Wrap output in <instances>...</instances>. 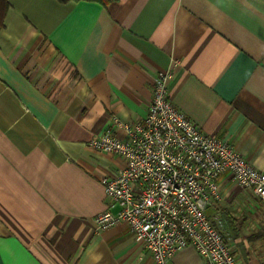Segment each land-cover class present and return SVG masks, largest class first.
Masks as SVG:
<instances>
[{
    "label": "crops",
    "instance_id": "0c3cea01",
    "mask_svg": "<svg viewBox=\"0 0 264 264\" xmlns=\"http://www.w3.org/2000/svg\"><path fill=\"white\" fill-rule=\"evenodd\" d=\"M0 29V264H153L126 223L96 231L103 178L91 149L114 119L142 123L153 79L173 105L264 170V0H7ZM209 217L240 264H264V203L222 180ZM114 209L112 212L116 213ZM171 264H205L192 247Z\"/></svg>",
    "mask_w": 264,
    "mask_h": 264
},
{
    "label": "built area",
    "instance_id": "2783aa9c",
    "mask_svg": "<svg viewBox=\"0 0 264 264\" xmlns=\"http://www.w3.org/2000/svg\"><path fill=\"white\" fill-rule=\"evenodd\" d=\"M171 78V71L154 77L153 100L142 123L114 119L125 138L108 129L89 142L91 149L126 163L116 176L101 181L108 211L95 218L96 231L126 223L153 264H171L187 247L205 264H240L223 236V219L210 218L209 209L223 199L227 175L264 203V170L256 169L227 140L201 132L179 111L170 99Z\"/></svg>",
    "mask_w": 264,
    "mask_h": 264
},
{
    "label": "trees",
    "instance_id": "16d2710c",
    "mask_svg": "<svg viewBox=\"0 0 264 264\" xmlns=\"http://www.w3.org/2000/svg\"><path fill=\"white\" fill-rule=\"evenodd\" d=\"M61 3H67L70 1H95L99 2L103 5H107L113 2H116L118 0H58ZM10 5L7 0H0V29L4 26L5 17L7 15V12L9 11Z\"/></svg>",
    "mask_w": 264,
    "mask_h": 264
}]
</instances>
